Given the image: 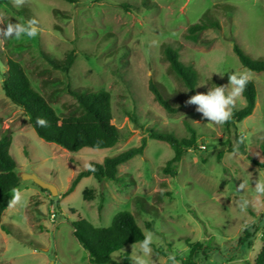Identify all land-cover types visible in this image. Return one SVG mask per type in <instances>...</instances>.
I'll return each mask as SVG.
<instances>
[{
	"label": "rangeland",
	"instance_id": "rangeland-1",
	"mask_svg": "<svg viewBox=\"0 0 264 264\" xmlns=\"http://www.w3.org/2000/svg\"><path fill=\"white\" fill-rule=\"evenodd\" d=\"M10 2L13 9L0 0V28L35 19L41 30L34 37L0 36V138L11 137L19 175L36 173L57 194L20 179V201L0 220L9 230L0 227V264H90L72 221L81 217L107 227L120 211L131 212L143 232L157 238L150 264H173L169 257L175 264H254L264 240V196L255 192V181L264 179V167L248 156L264 164V71L243 67L233 45L264 60V0H26L21 7ZM214 20L219 29L203 30L197 41L185 38L190 25ZM166 47L196 72V93L228 84L231 72L247 71L257 89L252 115L230 130L203 120L195 105H186L190 92L165 59ZM72 49L68 73L47 61L62 60ZM8 58L20 62L59 115L78 113L68 87L108 91L123 139L110 148L68 151L38 137L3 92ZM150 80L175 112L158 104ZM244 105L242 96L237 108ZM187 124L195 129L197 144L184 152L175 174L162 171L174 154L170 145L148 139L142 155L119 165L121 182L88 176L67 194L90 161L102 163L138 146L150 128L188 138ZM238 140L244 150L229 152ZM242 200L248 202L243 210ZM196 243L200 246L190 256ZM121 253L113 254L118 262Z\"/></svg>",
	"mask_w": 264,
	"mask_h": 264
},
{
	"label": "trees",
	"instance_id": "trees-1",
	"mask_svg": "<svg viewBox=\"0 0 264 264\" xmlns=\"http://www.w3.org/2000/svg\"><path fill=\"white\" fill-rule=\"evenodd\" d=\"M65 1L76 2V0ZM4 2L13 9L10 0H4ZM207 28L219 29L220 23L214 20L209 23L192 24L188 27L185 38L197 41L199 34ZM233 50L243 67L256 72L264 71V60L250 58L237 43H234ZM164 56L170 63L172 70L188 88L190 95L197 94L195 89L197 77L194 69L181 62L178 51L171 47L164 49ZM74 60V49L66 53L62 60L47 58L54 69L64 73L69 72ZM6 65L7 70L3 74L2 80L3 92L12 103L22 109L30 126L38 137L44 141L55 143L68 151H78L82 148H110L123 139L113 121L112 97L108 91H79L68 87V93L76 101L78 113L59 115L51 103L32 86L30 78L20 62L8 58ZM149 90L159 105L169 112H175L171 103L152 80L149 81ZM256 96V84L253 79H250L243 93L245 105L234 110L232 119L224 124L227 130H230L237 122H241L252 115L256 106ZM38 118L47 121V126L39 125L37 123ZM187 127L190 132L188 138H179L172 131L150 128L147 130V135L142 136L138 146L130 147L115 156L106 157L102 163L90 161L72 179L67 194L72 192L75 186L88 176H93L98 181L108 179L121 182V178L118 176L119 165L126 163L135 156L142 155L148 139L164 141L170 145L174 154L162 168V171L175 174V169L181 162L184 152L195 148L197 144L195 129L188 124ZM238 143V147H229V152L244 150L243 141L238 140ZM10 146L11 137L3 135L0 138V220L3 212L11 206L13 190L18 188L21 179L16 171L17 163L10 154ZM223 154L224 152L220 151L218 159H221ZM248 160L259 167H264V164L253 157L248 156ZM72 226L75 238L88 253L90 264H132L128 247L144 239L143 230L138 225L134 215L129 211L116 213L111 224L107 227L95 226L89 220L81 217L74 219ZM0 227L3 231H9L5 224H1ZM147 228L153 230L150 223H147ZM199 246L197 243L192 246L190 256ZM120 251H122L121 261L118 262L114 259L113 254ZM254 264H264V240Z\"/></svg>",
	"mask_w": 264,
	"mask_h": 264
},
{
	"label": "clouds",
	"instance_id": "clouds-1",
	"mask_svg": "<svg viewBox=\"0 0 264 264\" xmlns=\"http://www.w3.org/2000/svg\"><path fill=\"white\" fill-rule=\"evenodd\" d=\"M25 2L26 0H13L16 7H21ZM40 30L37 20L31 19L26 24L9 23L6 28H0V36L4 38L15 36L16 39H20L23 35L34 37ZM218 74L223 76L224 73ZM250 79V74L247 71L231 72L228 76V84L210 87L207 92H198L190 96L185 103L186 105H195L196 112L201 115L203 120L222 126L232 119L234 110L237 108L238 102L241 101ZM199 86L198 84L197 87ZM37 123L47 126V121L40 118L37 119ZM13 191L16 192L13 203H17L20 201V194L15 189ZM255 192L258 196H264V179H256ZM247 203V200L241 201L242 210L246 208ZM156 239L153 232L147 231L144 233V239L138 245L137 243L131 245L132 264H150L151 245ZM169 259H172L175 264L173 257H169Z\"/></svg>",
	"mask_w": 264,
	"mask_h": 264
},
{
	"label": "water",
	"instance_id": "water-1",
	"mask_svg": "<svg viewBox=\"0 0 264 264\" xmlns=\"http://www.w3.org/2000/svg\"><path fill=\"white\" fill-rule=\"evenodd\" d=\"M21 179H30L33 182H35L37 185H39L42 189L48 190L52 195L57 194V188L43 179H41L36 173H20Z\"/></svg>",
	"mask_w": 264,
	"mask_h": 264
}]
</instances>
